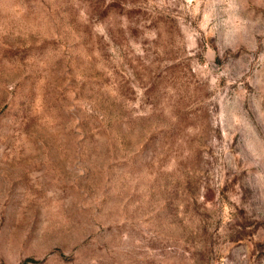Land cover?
Segmentation results:
<instances>
[{"label": "rangeland", "instance_id": "obj_1", "mask_svg": "<svg viewBox=\"0 0 264 264\" xmlns=\"http://www.w3.org/2000/svg\"><path fill=\"white\" fill-rule=\"evenodd\" d=\"M0 264H264V0H0Z\"/></svg>", "mask_w": 264, "mask_h": 264}]
</instances>
